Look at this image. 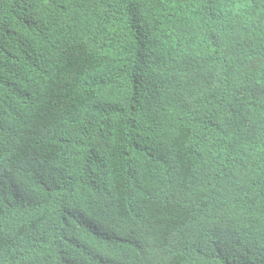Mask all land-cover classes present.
I'll use <instances>...</instances> for the list:
<instances>
[{
    "label": "trees",
    "instance_id": "obj_1",
    "mask_svg": "<svg viewBox=\"0 0 264 264\" xmlns=\"http://www.w3.org/2000/svg\"><path fill=\"white\" fill-rule=\"evenodd\" d=\"M0 264H264V0H0Z\"/></svg>",
    "mask_w": 264,
    "mask_h": 264
}]
</instances>
